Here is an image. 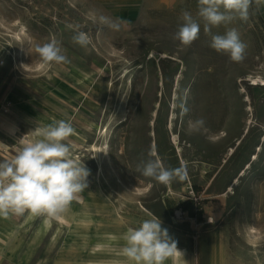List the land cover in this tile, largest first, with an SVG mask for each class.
<instances>
[{
    "label": "rangeland",
    "instance_id": "1",
    "mask_svg": "<svg viewBox=\"0 0 264 264\" xmlns=\"http://www.w3.org/2000/svg\"><path fill=\"white\" fill-rule=\"evenodd\" d=\"M184 11L201 31L181 49L173 37ZM197 11L198 0H0V160L19 139H36L33 130L65 120L71 156L90 173L57 218L0 217L11 237L0 264H108L124 255L128 229L152 217L189 264H213V236L223 264H264V0H253L247 21L211 30L240 32L239 63L210 47ZM90 12L118 27L93 23ZM68 24L89 34L86 48ZM52 36L69 63L38 59L35 45ZM197 118L215 142L187 133ZM150 158L185 164L187 179L166 186L142 176L137 166Z\"/></svg>",
    "mask_w": 264,
    "mask_h": 264
},
{
    "label": "clouds",
    "instance_id": "2",
    "mask_svg": "<svg viewBox=\"0 0 264 264\" xmlns=\"http://www.w3.org/2000/svg\"><path fill=\"white\" fill-rule=\"evenodd\" d=\"M252 3L253 0H198L196 15L203 21L204 32L211 37L210 47L227 54L232 62L239 63L245 58L247 44L240 32L234 27L227 28L223 35L212 34L211 30L227 26L237 19L247 21ZM88 15L93 23L118 27L103 15L95 12ZM180 20L182 23L173 39L179 42L181 49H186L199 38L201 25L188 11L182 12ZM66 27L74 30L72 41L75 44L86 48L91 43L89 34L80 30L81 25L68 24ZM34 51L43 64L69 63L62 42L55 36L43 44H36ZM177 106L181 116L188 113L189 109L183 102ZM33 131L36 139L31 142L19 139L15 155L0 160V217L22 216L30 212L57 218L79 193L88 188L89 170L83 162L71 156L69 138L75 131L72 123L56 120ZM187 133L204 135L211 142L216 140L204 118L189 119ZM4 146L0 143V147ZM149 155L151 157L152 154ZM137 171L166 186L173 181H185L188 177L185 164L177 168L166 167L159 158L142 162ZM124 240L122 251L130 264H166V261L183 255L168 230L162 228L159 217L145 219L139 227L129 228Z\"/></svg>",
    "mask_w": 264,
    "mask_h": 264
},
{
    "label": "bare ground",
    "instance_id": "3",
    "mask_svg": "<svg viewBox=\"0 0 264 264\" xmlns=\"http://www.w3.org/2000/svg\"><path fill=\"white\" fill-rule=\"evenodd\" d=\"M250 78L252 79V77H250ZM249 110H250V108L247 109V111H249ZM172 128H173V122L171 121L169 123V129L172 130ZM246 132H248V130H246ZM173 144L178 145V137L175 135L173 137ZM238 144H239V141H238ZM142 192H143L142 190L137 189L135 193H136V195L141 196V195H143ZM247 235H248L249 242L255 246L260 239L257 231L254 228H250L247 232ZM178 249L183 253V255L177 256L174 259H170V260L166 261V264H189V261H188L189 253L187 252V250L181 249V248H178Z\"/></svg>",
    "mask_w": 264,
    "mask_h": 264
},
{
    "label": "crops",
    "instance_id": "4",
    "mask_svg": "<svg viewBox=\"0 0 264 264\" xmlns=\"http://www.w3.org/2000/svg\"><path fill=\"white\" fill-rule=\"evenodd\" d=\"M1 239H4L5 241L2 243ZM216 239H217V237L213 236V238H212V246L214 248L213 249V251H214V253H213V257H214L213 264H223L222 258H220V260H219L217 258L218 254L215 253L216 252V246H217ZM10 240H11V237H9L8 229L0 226V252L5 248V246H7L9 244ZM182 249H184V248H182ZM108 264H130V262L127 260V258L124 255H120L117 259L112 260Z\"/></svg>",
    "mask_w": 264,
    "mask_h": 264
}]
</instances>
